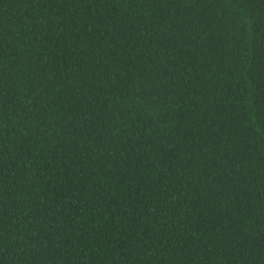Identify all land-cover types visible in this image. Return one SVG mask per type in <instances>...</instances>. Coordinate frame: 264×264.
Segmentation results:
<instances>
[{"label":"trees","instance_id":"trees-1","mask_svg":"<svg viewBox=\"0 0 264 264\" xmlns=\"http://www.w3.org/2000/svg\"><path fill=\"white\" fill-rule=\"evenodd\" d=\"M0 264H264V0H0Z\"/></svg>","mask_w":264,"mask_h":264}]
</instances>
